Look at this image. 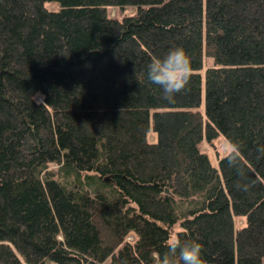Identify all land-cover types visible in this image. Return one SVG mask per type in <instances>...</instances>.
<instances>
[{"label": "trees", "instance_id": "16d2710c", "mask_svg": "<svg viewBox=\"0 0 264 264\" xmlns=\"http://www.w3.org/2000/svg\"><path fill=\"white\" fill-rule=\"evenodd\" d=\"M180 46L169 101L147 65ZM175 236L264 264V0H0V264H157Z\"/></svg>", "mask_w": 264, "mask_h": 264}, {"label": "clouds", "instance_id": "9594fccd", "mask_svg": "<svg viewBox=\"0 0 264 264\" xmlns=\"http://www.w3.org/2000/svg\"><path fill=\"white\" fill-rule=\"evenodd\" d=\"M192 71V58L180 46L170 50L163 58H156L149 63L146 75L150 83L162 90V98L170 101L189 84ZM228 152L230 163L234 159L238 161L236 154L240 152V145L229 141ZM232 166L242 171L240 165ZM244 190H247V186ZM203 251L201 243L181 240L179 236H175L169 239L166 250L159 254L157 264H204Z\"/></svg>", "mask_w": 264, "mask_h": 264}, {"label": "rangeland", "instance_id": "374dc122", "mask_svg": "<svg viewBox=\"0 0 264 264\" xmlns=\"http://www.w3.org/2000/svg\"><path fill=\"white\" fill-rule=\"evenodd\" d=\"M46 6H47L48 8H50V9H53V8L56 7V5H54V4H52V3H47ZM108 12H109V15H110L111 17H117V18H119V19H122V18H123L124 16H126V15H131V14H133L134 9H133V8H128V9H126L125 11H121V10H118L117 8H115V7H110V8H108ZM210 63H211L210 60L207 61V64H210ZM222 141H223V139H221L220 142H222ZM218 145H219V151H220V153H221L222 155L228 152V149H229V144H228V143H226V145H228V146H226L224 143H218ZM206 150H207V149H206ZM212 154H214V153L212 152ZM213 156H214V155H213ZM129 239H130V240L134 239V236H131Z\"/></svg>", "mask_w": 264, "mask_h": 264}]
</instances>
